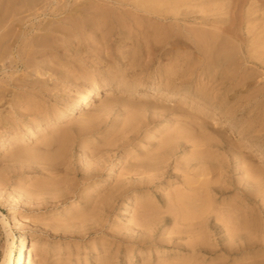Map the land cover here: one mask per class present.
Listing matches in <instances>:
<instances>
[{"label": "rangeland", "instance_id": "374dc122", "mask_svg": "<svg viewBox=\"0 0 264 264\" xmlns=\"http://www.w3.org/2000/svg\"><path fill=\"white\" fill-rule=\"evenodd\" d=\"M251 7L261 19L246 24ZM262 25L264 0H0V136L17 134L0 149V264L11 247L17 262L24 232L35 264H187L193 238L169 212L203 172L214 189L191 201L210 204L190 209L203 214L196 264L264 263V51L254 42L249 61L234 54L229 76L211 56ZM87 78L101 87L88 107L20 136L75 101ZM136 85L147 89L133 94ZM118 159L116 181L97 187ZM226 216L231 229L255 222V250L223 254Z\"/></svg>", "mask_w": 264, "mask_h": 264}, {"label": "bare ground", "instance_id": "6f19581e", "mask_svg": "<svg viewBox=\"0 0 264 264\" xmlns=\"http://www.w3.org/2000/svg\"><path fill=\"white\" fill-rule=\"evenodd\" d=\"M235 9H234V11H235ZM258 11H259V9L257 7H251L248 11L245 12V14L242 15L243 20H245L247 22L246 24H249V22L254 23V22L261 19V16L257 15ZM248 26H246V33L244 35H242L241 38L238 39L239 43L236 46H233V45L225 46L223 44L225 46L224 48L216 49V50L211 52V56L214 58L213 64H217L216 66H220L221 64L224 65L225 73L227 74V76H229L231 74V63H232V58H233L234 54H236L237 52H240L244 56L243 58L246 61H249V59L254 56L252 54L249 46L251 43H254V42L258 43L260 52L264 51V25H262V27H260V30L251 29V27H248ZM242 28L245 29V25H243ZM180 33H181V31H180ZM259 56L260 55H258L256 53V58H259ZM262 63H264V62H262ZM121 85H124V83L120 82L117 86L113 83H110L109 87L107 89H105L103 91V93H101V94H106V95L111 94L113 90L118 89L117 87H119ZM148 88L151 90L158 89V87L154 86V85L150 86ZM131 89L133 91V94H139L141 91H143V89H147V87L142 88V85H136V86L132 87ZM100 92H101V87H100L99 82L98 81L92 82L90 78H87L84 87L78 93L79 94L78 98L75 101L70 103L65 109H63L60 113H58V115H51V117L49 115V117L47 116L43 119L33 121L32 123H30L28 125H25V126L23 125L24 126V133L21 134L20 136L24 137V135H29V137L32 140L37 139L39 136L38 135L39 131L41 128H44L45 123H50L51 128H52L56 125H60L66 121H69V120L75 118L81 109L88 107L93 100H95L96 98L99 97ZM177 95H178V92L175 93L174 91H172V92H170V94L168 96H169V99L171 100L174 97H176ZM16 135L17 134H16L15 130L11 131L7 134L5 133L4 135H1L0 136V149L5 147V145L13 142ZM201 142L203 143V141H201ZM202 143L199 142L198 145L201 146ZM198 145H197V147H198ZM198 148H196V149L198 150ZM201 150H204V149H201ZM262 150H264V146H262ZM197 152L202 153L200 151H197ZM200 155H204V154H200ZM200 155H199V160H203V157H201ZM209 158L210 157H207V159H209ZM154 159L157 161L159 160V158H154ZM119 160L120 159H118L117 161H115L113 163L112 167L109 170L108 176L103 178V179H100L98 181L97 187H101V186L105 187L107 184H111V183H114L116 181V179H117L116 173H117V169H118ZM239 166H240V169L245 168V172H246L248 177H251L252 180L256 179V171L253 168L245 167L244 162H240ZM203 175H205V178L203 179V181L198 186H197V184L195 185V181L188 180V181H190L187 183V186L189 187V190H188L189 194H182V197L175 198L174 199V203H175L174 206L177 208L178 211L169 212L170 216L172 217L171 218L172 222L176 226V229H175L176 232L180 235L185 234L186 236L193 238V240L190 242V247L192 248V254H191V256H190L191 258H189L187 264L188 263L189 264L190 263L196 264V261H197L196 258L198 255L197 249L201 248V247H206V245L200 244L201 242L196 239L197 234H198L196 231V228L200 224V222L197 218L202 217L203 214L201 213V211H199L200 207H199L198 213L194 209H198L197 206H199L200 201H201V203L203 202L202 204H206V206L208 205V209H209L210 204L204 203V200H203L204 195L203 196L201 195L203 198L200 196L203 201L199 198V202H198L197 198L199 196L196 195L195 199H196L197 203L195 201H193V203L191 202L192 200H194V195L198 192L199 189L205 190L207 192L208 191L213 192L214 188H211V186L209 184L211 178L209 180V178H207L209 176H207L205 172H203L201 174V176H203ZM191 178H193V177H191ZM189 179H190V177H189ZM215 183H217V186H218V189H215V191H218V193L221 192L220 190L226 189V186L221 187L222 186L221 182H215ZM205 193L206 192L203 191V194H205ZM197 194L200 195V193H197ZM206 196H207V194H206ZM182 198H183V200H182ZM208 198L209 197L207 196V198L205 200L208 201L207 200ZM99 201H100V198L97 202L100 203ZM178 201L180 203L179 204L180 206L178 205ZM104 202L108 203V202H110V200L104 199ZM176 202H177V204H176ZM194 202H195V205L198 204V205H196L197 208H194L195 206L192 207L194 205ZM201 203H200V206H201ZM183 204L187 205L186 208L189 209L188 210L189 212L188 211L186 212V209L182 208L181 205H183ZM188 206H190V208H188ZM204 207L202 205L201 209ZM192 208H194V209L190 211V209H192ZM206 209L207 208H205V210ZM202 210H204V209H202ZM132 213H133V204L131 202L126 206L122 217L123 218H130L132 216ZM200 214H201V216H200ZM230 216H232V215H230ZM230 216H226L227 217L226 218L227 223H225L226 226L222 227V229H221L222 231H226L227 235H228L226 240H225V243L227 246L222 248L223 254L226 257H231L233 255L243 256L244 254L250 252L251 250H255V248L257 247V243H258V241H257L258 238L255 234V230H256L255 229L256 228L255 222H253V220H249V221L247 220L246 223H241L240 227L236 226L237 228L235 227V228L231 229V228H229ZM195 220H197V221L195 222ZM239 220H241V219H239ZM219 223H220V221H219ZM145 224H146V222H145ZM5 226H7V225H5ZM182 226L186 227V229L184 230L182 228ZM3 228H5V227L3 226ZM8 233L10 234V232H8ZM14 243H15V238L13 236V241L11 242L12 246L14 245ZM4 253H6V252H4ZM37 254H38V245L36 244L35 239L30 238L27 235V233L24 232L19 238V256H18V260L15 264H35V259H36ZM2 259H3V261H1V264H13V248L12 247L9 249V251L6 253L5 257ZM257 264H259V263H257ZM260 264H264V263H260Z\"/></svg>", "mask_w": 264, "mask_h": 264}]
</instances>
